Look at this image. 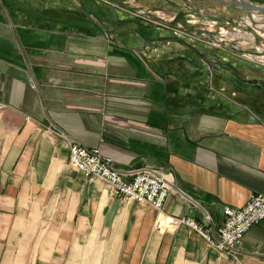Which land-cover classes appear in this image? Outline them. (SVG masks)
<instances>
[{
    "label": "crops",
    "instance_id": "obj_1",
    "mask_svg": "<svg viewBox=\"0 0 264 264\" xmlns=\"http://www.w3.org/2000/svg\"><path fill=\"white\" fill-rule=\"evenodd\" d=\"M78 1L0 0V264H264V220L222 256L188 226L158 231L154 207L88 180L47 131L126 176L165 172L164 212L218 228L225 206L264 193V67Z\"/></svg>",
    "mask_w": 264,
    "mask_h": 264
},
{
    "label": "built area",
    "instance_id": "obj_2",
    "mask_svg": "<svg viewBox=\"0 0 264 264\" xmlns=\"http://www.w3.org/2000/svg\"><path fill=\"white\" fill-rule=\"evenodd\" d=\"M47 131L68 144L70 164L88 180L103 182L115 196L154 207L158 211V231L188 226L222 256L234 253L246 232L264 220V193L251 194L242 207L225 206V219L218 228L212 225L209 214L205 215V221L188 216H170L164 212V204L172 191L168 174L155 168L138 167L126 176L111 157L102 153L100 147L86 146L54 125Z\"/></svg>",
    "mask_w": 264,
    "mask_h": 264
},
{
    "label": "rangeland",
    "instance_id": "obj_3",
    "mask_svg": "<svg viewBox=\"0 0 264 264\" xmlns=\"http://www.w3.org/2000/svg\"><path fill=\"white\" fill-rule=\"evenodd\" d=\"M101 1L127 10L133 18L161 25L185 39L216 48L230 49L239 58L251 60L264 67V43H260V34L264 33V29L258 25L257 21L249 22L248 15L242 12L245 10L240 6L235 9L224 6L227 8L223 10L220 6L218 7L219 3L215 0H183L182 3L166 0L165 4L162 1L155 6L144 3L146 0ZM250 1L253 4L264 5V0ZM177 7L182 9L178 10ZM259 14L264 16V12ZM91 17L97 19L95 15ZM234 33L240 34L234 36ZM106 35L113 36L108 30ZM212 88L225 95L223 90Z\"/></svg>",
    "mask_w": 264,
    "mask_h": 264
},
{
    "label": "water",
    "instance_id": "obj_4",
    "mask_svg": "<svg viewBox=\"0 0 264 264\" xmlns=\"http://www.w3.org/2000/svg\"><path fill=\"white\" fill-rule=\"evenodd\" d=\"M219 4L223 6H240L244 8L251 19L252 22H255L253 18V12L254 11H259V12H264V5L262 4H250L246 0H215Z\"/></svg>",
    "mask_w": 264,
    "mask_h": 264
},
{
    "label": "bare ground",
    "instance_id": "obj_5",
    "mask_svg": "<svg viewBox=\"0 0 264 264\" xmlns=\"http://www.w3.org/2000/svg\"><path fill=\"white\" fill-rule=\"evenodd\" d=\"M257 22H258V25L261 27V28H264V26L256 19V18H254ZM238 34H240V33H238ZM237 33H234L233 35L234 36H237L238 35Z\"/></svg>",
    "mask_w": 264,
    "mask_h": 264
}]
</instances>
